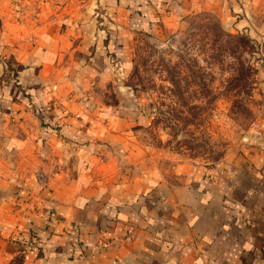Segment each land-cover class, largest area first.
I'll return each instance as SVG.
<instances>
[{"label": "crops", "instance_id": "obj_1", "mask_svg": "<svg viewBox=\"0 0 264 264\" xmlns=\"http://www.w3.org/2000/svg\"><path fill=\"white\" fill-rule=\"evenodd\" d=\"M208 11L263 39L264 0H0V264H264V140L125 162L109 57L127 31Z\"/></svg>", "mask_w": 264, "mask_h": 264}, {"label": "rangeland", "instance_id": "obj_2", "mask_svg": "<svg viewBox=\"0 0 264 264\" xmlns=\"http://www.w3.org/2000/svg\"><path fill=\"white\" fill-rule=\"evenodd\" d=\"M221 12L125 32L109 64L123 89L125 162L149 168L165 159L213 164L264 140V36L232 32ZM258 69V70H257ZM112 83V82H111ZM105 101L116 97L106 92Z\"/></svg>", "mask_w": 264, "mask_h": 264}]
</instances>
